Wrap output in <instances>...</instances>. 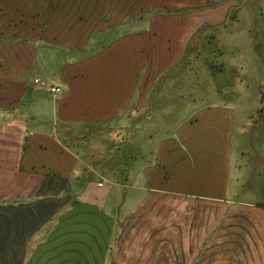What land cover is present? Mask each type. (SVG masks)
<instances>
[{"label": "crops", "instance_id": "1", "mask_svg": "<svg viewBox=\"0 0 264 264\" xmlns=\"http://www.w3.org/2000/svg\"><path fill=\"white\" fill-rule=\"evenodd\" d=\"M254 35L264 0H0V264H264V101L206 62Z\"/></svg>", "mask_w": 264, "mask_h": 264}, {"label": "rangeland", "instance_id": "2", "mask_svg": "<svg viewBox=\"0 0 264 264\" xmlns=\"http://www.w3.org/2000/svg\"><path fill=\"white\" fill-rule=\"evenodd\" d=\"M256 22V21H255ZM212 37V36H211ZM210 37V42H209V52L206 55V62H208L211 67L209 68V74H212V76L209 77V82L210 84L215 87H218L219 83L218 81L221 82V84L219 86L224 85L225 88H229L230 86L233 87V89H235V87L238 85L239 88V93L240 95H244V100H246V94L243 92H251L252 88L254 87L255 84H257L256 86H258L256 88V91L258 93V95H260V97L262 98V100L264 101V87L259 86V83L262 82V85L264 86V35H254V37H252V46H251V50L253 52V57L252 59L254 61H256L257 63V67H259L260 69H263L262 71H256V72H249V71H245L242 70L241 72H233L232 68L229 67L230 63L232 62V53L233 50L231 47H233L234 42L232 41V39L227 38L222 40V44L224 45V48H230L229 50H226L223 52V54H221V50L218 47V40L216 38H211ZM244 39L246 40L245 36L242 35V45L248 43L249 41H244ZM194 41H191V44H193ZM232 50V51H231ZM244 48L242 47V54L246 53L245 51L243 52ZM245 64L247 65V62H250L249 58H247V55L245 56ZM223 66L226 67V70L224 72H220L218 71V67L220 68L221 64ZM201 65V63H200ZM196 78L200 79L201 76V72L200 73H196ZM254 83V85H253ZM253 86V87H251ZM244 106H247L249 108V102L244 103ZM256 113L257 114H263L264 113V102L258 106L256 108ZM259 159V158H257ZM12 235V232H11ZM39 235V233H35L33 238L36 240V236ZM37 243V242H35ZM40 242H38L37 244H34L33 247V253L32 256L35 258H38V256H42V248L39 245ZM39 259V258H38ZM40 260V259H39ZM37 262H33L32 264H45V263H41L40 261Z\"/></svg>", "mask_w": 264, "mask_h": 264}, {"label": "built area", "instance_id": "3", "mask_svg": "<svg viewBox=\"0 0 264 264\" xmlns=\"http://www.w3.org/2000/svg\"><path fill=\"white\" fill-rule=\"evenodd\" d=\"M32 83L34 84H38V85H41V86H45L47 87V89L52 92V93H56L60 90L59 87H56V86H49L45 83V81H43L42 79H40L39 77H34L32 79Z\"/></svg>", "mask_w": 264, "mask_h": 264}]
</instances>
